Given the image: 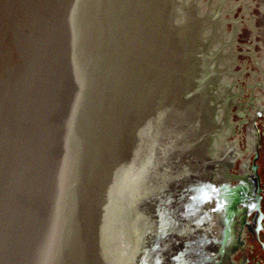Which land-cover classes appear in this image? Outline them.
<instances>
[{"label":"bare ground","instance_id":"obj_1","mask_svg":"<svg viewBox=\"0 0 264 264\" xmlns=\"http://www.w3.org/2000/svg\"><path fill=\"white\" fill-rule=\"evenodd\" d=\"M197 7L0 0V37L12 31L18 52L0 68V264H211L222 236L205 233L209 200L225 221L234 198L221 183L251 178L254 153L232 171L236 95L209 45L187 48ZM235 249L219 263L236 264Z\"/></svg>","mask_w":264,"mask_h":264},{"label":"rangeland","instance_id":"obj_2","mask_svg":"<svg viewBox=\"0 0 264 264\" xmlns=\"http://www.w3.org/2000/svg\"><path fill=\"white\" fill-rule=\"evenodd\" d=\"M189 1L191 0H185V2ZM197 6V11L201 15V17L197 22L198 25L196 24L195 26L196 28L194 31V36H196L194 38L196 39H194L195 42H193V44H191V46L187 48L189 52L192 51L194 53L197 46H202V48L204 49L209 45L207 51L211 53V55L212 53L213 55H218L217 68L218 70H221V72H216V74H219L217 76H219L220 81H223L226 84H232L230 86V90L235 92L236 95V99L234 100L233 105L230 107L231 113L229 118L237 125L235 126V132L234 129H232L228 134L227 140L230 141L238 139L236 140L238 141L237 146L239 145L244 153L240 158H238L236 167H234V169H231L239 175L245 174V164H250L251 155L257 148H259V174L261 175L262 185L264 188V113L258 114L259 112L257 111L259 109V97H261V100L264 104V70H260L262 68L259 67V65L256 63L255 57L253 56V53H258L257 56H261L259 57L260 59L264 58V0H197ZM190 13L193 14V12L191 11L189 12V14ZM10 34V36H8L4 35V32L1 33L0 38H3L2 40H0L1 69L3 67L5 68V64H7L8 58H10L9 60L11 61V63L18 61V52L15 42L12 39L13 32L11 31ZM185 38L188 37L185 36ZM7 44H9L11 48H9ZM186 45L188 46L189 44ZM5 50H7L9 53L12 50V54L10 55L11 57L6 56L7 51ZM190 54H187V58L191 57ZM149 55H151V53H149ZM201 58L202 56L198 57V59ZM195 60H197V58L192 62L195 63L194 68H197L201 64L197 63L198 60ZM192 67L193 66L191 65V67L189 68L192 69ZM1 73V75H4V71H2ZM223 87L224 85H222V90L227 89L226 87ZM240 110H242L247 115V117L244 118L240 114ZM242 120L243 124L240 123V121ZM250 141H252V144L250 151H248L247 147L249 146ZM210 199L211 200H209L208 204L212 206L214 205L215 207V198L211 197ZM262 206L264 211V193ZM211 211L209 213L212 223L209 224V226L211 225L209 228L205 229V233L213 226V230L216 233L218 232L217 234L220 235L218 230V213L217 211ZM255 215V212H251L248 214L247 220L249 224L253 225ZM208 220L210 223V219ZM249 224L244 225V228L242 227L243 230L240 231L241 235L239 237V241L242 242H239L240 244L233 251L232 259L233 261H236V264H264V250L262 249L261 242L256 239L255 233L251 231V225ZM259 237L260 240L264 242V228L263 230H261Z\"/></svg>","mask_w":264,"mask_h":264},{"label":"water","instance_id":"obj_3","mask_svg":"<svg viewBox=\"0 0 264 264\" xmlns=\"http://www.w3.org/2000/svg\"><path fill=\"white\" fill-rule=\"evenodd\" d=\"M168 115L170 114H167L166 116ZM166 122L167 120L164 123L165 129H166ZM259 156H260V152H259V148H257L254 151V156L252 157V162L250 166L252 169L251 178H248V176L243 175L242 178L236 177L233 179V180H236L237 182L241 181L240 183H242V184L239 183V186L235 185V187H233L235 188V191L231 190L232 187L227 182L224 181L223 183H221V184H225L224 185L225 191L227 190L228 195L230 194V197L234 198L231 204L232 207L230 206L228 210V216L226 217L227 219L225 221L221 219L222 217L220 215V212H222L223 210H226V208L224 206H221V200L219 199V197L217 196L214 197L215 200L219 203L218 204L219 207L212 209V211L214 212L217 211L218 213V225L220 226L219 233H220V236H222V239H220L218 242L220 250L217 249V254L215 253L214 255L215 259H214V256L212 255H211V259L208 258L211 261V264L213 263L221 264V262L219 263V260L224 258L227 255V253L233 249V247L234 248L237 247L242 242L237 239L238 241V244H237V242L235 243V240H236V237L238 238L240 237L241 235L240 230L242 226L249 224L246 217L251 212H255L256 215L254 218L253 225L249 224L251 225L250 229L251 231H253V233H255L256 239L261 242L262 249L264 250V242H262L259 237L261 230H263L264 228L263 227L264 211L262 208L264 188L262 185L261 175L259 174V164H258ZM180 164L181 162L178 165ZM246 180L249 182H247ZM244 181H246L248 184H246V182L243 183ZM238 199L240 200V202L243 203V208L241 210H238L236 208V203L237 201H239ZM221 207H222L221 209L222 211L218 210V208H221ZM243 212L246 215L245 218L244 216L242 217ZM204 214H206V212H204ZM237 232L238 234H236ZM190 253L192 252L190 251ZM216 255H217V259H216ZM189 264H193V263L190 262Z\"/></svg>","mask_w":264,"mask_h":264}]
</instances>
